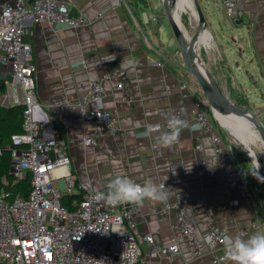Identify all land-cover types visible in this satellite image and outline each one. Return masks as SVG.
<instances>
[{"label":"crops","instance_id":"1","mask_svg":"<svg viewBox=\"0 0 264 264\" xmlns=\"http://www.w3.org/2000/svg\"><path fill=\"white\" fill-rule=\"evenodd\" d=\"M241 1L243 15L234 22L219 7L220 0H199L208 24L202 30L199 51L217 80V65L227 67L250 105H254L248 98L251 87L258 91L264 105V0ZM177 3L179 14L188 9L193 12L191 0ZM72 4L73 11L86 17L89 24L52 28L37 23L29 27L26 40L32 45L37 66L36 118L55 130L60 131L59 124L64 128L77 182L90 181L97 191H107L109 180L118 175L140 184L149 178L157 185L165 184V190L170 192L168 200H145L134 217L135 233L139 239L151 234L159 245L177 243L179 252L171 260L153 256L142 242L141 264H215L216 255H224V248L198 251L182 234L176 212H160L166 203L187 207L197 238H202L210 225L225 230L229 237L240 235L242 230L251 235L258 231L253 226L258 219L259 231H264L252 191L245 196L226 181L209 136L185 128L179 141L168 149L160 146L159 132L151 137L144 135L153 124L160 123L161 130L166 129L168 117L176 116L178 111L191 118L198 98L190 77L164 55L176 41L171 37L167 16L155 13L160 10L159 4L154 0H73ZM144 13L150 17L148 23ZM194 20L191 18L193 25ZM112 71L126 77L132 102L119 101L114 83L104 82L105 106L116 113L119 131L114 137L104 135L96 146H86L88 128L79 101L88 95L93 80ZM247 73L255 77L257 87ZM0 105L13 104L4 102L1 95ZM88 107L93 109L94 105L90 103ZM255 109L260 119L262 114ZM198 140L203 144L202 151L196 150ZM156 149H161L160 156ZM202 160L207 165L203 173L199 165ZM232 200L237 204L230 205Z\"/></svg>","mask_w":264,"mask_h":264},{"label":"built area","instance_id":"2","mask_svg":"<svg viewBox=\"0 0 264 264\" xmlns=\"http://www.w3.org/2000/svg\"><path fill=\"white\" fill-rule=\"evenodd\" d=\"M72 1L0 0V82L6 86L3 101L13 104L4 106L24 107L23 132L13 135L9 145L12 152L10 174L16 181L28 175L32 177L31 191L26 198L16 196L10 200L11 194L6 192L0 196V264H141L142 242L148 245L151 255L171 260L179 252L177 243L159 245L151 234L137 237L134 217L141 211V204L111 206L96 200L97 190L92 183L75 179L73 159L67 150L69 143L60 131L36 118L37 66L32 45L26 40L29 27L37 23H46L52 28L57 25L79 28L89 24L86 17L73 11ZM219 7L234 22L243 15L241 0H220ZM144 19L146 23L150 20L147 13ZM106 81L114 83L115 90L120 93L119 101L130 103L133 99L126 77L119 71L93 80L88 95L79 101L88 128L84 139L86 146H96L104 135L114 137L119 131L116 113L105 106ZM90 103L93 109L88 107ZM176 116L188 123L187 128L211 138L218 168L226 181L241 194L250 196L245 176L231 157V147L202 103L198 99L194 101L191 118L182 111ZM156 125L163 128L160 123L150 126ZM196 150H203L199 140ZM161 153V149H156L157 156ZM199 165L203 173L207 169L206 161H200ZM210 175L214 177L215 173L210 171ZM76 194L81 195V200L74 202V208L62 204L64 197ZM235 204L236 200L230 201V205ZM171 211L176 212L182 234L198 251L224 248L223 241L229 237L225 230L210 225L207 233L197 238L187 207L166 203L160 210L164 214ZM201 221L207 223L205 219ZM253 226L261 229L259 219ZM248 235L247 230L240 232L244 238ZM223 256L218 253L214 263L224 264Z\"/></svg>","mask_w":264,"mask_h":264},{"label":"rangeland","instance_id":"3","mask_svg":"<svg viewBox=\"0 0 264 264\" xmlns=\"http://www.w3.org/2000/svg\"><path fill=\"white\" fill-rule=\"evenodd\" d=\"M154 2L156 3V5L159 4V6H160V10L156 9V12H155L156 15L159 12L160 14H163L165 16L166 11L164 9L163 0H154ZM191 2H192V6H193V0H191ZM193 11H194V6H193ZM180 15H181V13H180ZM194 17H195L194 13L189 9L187 10V12H184L180 17V22L182 24L183 32H185L189 38H192V36L197 31L196 21L194 20L196 18H194ZM191 18H193V20H194V25H193V23H191ZM171 37L174 39V42H175L176 39H175V36H174V33L172 30H171ZM197 47H198L197 52H198V55L200 57L201 63L204 65L205 69L212 76L214 81L220 87L222 86L221 89L224 88V90L227 91V94L223 91L226 94V96H228L233 102H235L237 104L241 105L240 102L246 103L244 105H241V106H244L245 108L251 109L253 111L257 110L255 108H258V112L262 114V117L259 119V121L264 125V105H262L263 101H262L260 94H258V91L251 87L252 91H251V93L248 94V98H249V101H251L254 105H250V103L245 99V96L241 92L240 88L238 87L233 76L231 75V72H229L227 67H224V66L219 65V64L217 65L218 66L217 72L220 75V76H216L219 80L218 81L213 76V72H215V71L211 70L209 67H207L205 65L201 51H199L200 50L199 49V43H198ZM164 55L173 64H175V65L178 64V66H180L182 68V71L190 77V79L192 81V86L195 89L196 94L198 96L197 99L202 103V105L204 106V108L208 112L209 116L214 119V121L216 122V124H217V126L221 132V134L223 135V137L225 138V140L227 141V143L229 144L231 149L239 148V150H241V148L238 146V144L235 141L236 140L235 138H238L242 141L238 132L236 131V127L239 125L241 128L240 133L242 135H244L246 138H249L251 140L249 142L250 147L252 149H254L258 155L261 156V158L264 162V144L262 141H260L259 133L256 131L255 126L252 123H250L249 121H242L244 118L240 117V116H238L237 118L220 116V117H224L226 119L227 124L221 122V120L215 119V115L213 114V110H212L210 104L208 103L200 85L198 84L195 77L186 70L184 57H183L182 51H181L180 46H179L177 41L175 42L174 47H170L167 50H165ZM198 63H199V61H198ZM219 82H221V85ZM236 146H237V148H236ZM240 152L244 154L243 158L245 159V162H246V165H243L244 170H245V173H244L245 179L249 185L250 190L252 191V193L254 195L256 202L259 205L260 215H261V217H263L262 221L264 223V182H263L261 175H260L261 170H260L259 166H257L255 164V162L251 159V157L247 153H245L243 150H241Z\"/></svg>","mask_w":264,"mask_h":264},{"label":"clouds","instance_id":"4","mask_svg":"<svg viewBox=\"0 0 264 264\" xmlns=\"http://www.w3.org/2000/svg\"><path fill=\"white\" fill-rule=\"evenodd\" d=\"M187 127L185 120L171 115L166 129L161 130L159 125L149 126L144 135L159 132L160 146L171 149L179 141L181 131ZM106 188L107 191H97L94 198L111 206L125 203L140 205L145 200L166 202L170 196L164 185H157L150 178L140 184L127 176L118 175L109 180ZM223 244L224 264H264V231L258 230L247 238L240 235L226 237Z\"/></svg>","mask_w":264,"mask_h":264},{"label":"water","instance_id":"5","mask_svg":"<svg viewBox=\"0 0 264 264\" xmlns=\"http://www.w3.org/2000/svg\"><path fill=\"white\" fill-rule=\"evenodd\" d=\"M176 1L177 0H163L166 16L174 33L175 39L182 51L186 70L195 77L198 84L200 85L208 103L213 110L215 119L219 120L217 117V115H219L232 118H237L240 116L249 120L255 126V129L260 136L259 139L264 144V125L259 121L257 114L253 110L233 102L228 96H226L221 87L214 81L212 76L201 63L197 52V45L201 39L202 30L207 29L208 24L203 14L199 0H193V13L198 22V29L192 38H189L188 35L183 32L180 20L177 21L173 15V6ZM239 22L242 23V21ZM197 61H199V67L197 65ZM247 76L249 81L257 87L258 83L255 81V77L251 76L249 73H247ZM235 139L238 146L251 157L257 166H259L261 170L260 175L264 182V162L261 156L250 147V143H245L238 138Z\"/></svg>","mask_w":264,"mask_h":264},{"label":"trees","instance_id":"6","mask_svg":"<svg viewBox=\"0 0 264 264\" xmlns=\"http://www.w3.org/2000/svg\"><path fill=\"white\" fill-rule=\"evenodd\" d=\"M145 2V0H143ZM6 91V86H0V96ZM24 107L23 106H4L0 105V196L3 192L10 193L11 199L16 196L26 198L31 191V175H28L22 181H16L10 174L12 166V152L9 145L12 143V136L23 132L24 120ZM61 136L65 137L64 128L59 124ZM237 148V146H236ZM233 157L241 169L245 173L244 166L246 165L244 154L241 153L239 148L231 149ZM81 195L66 196L62 199V204L69 209L74 208V202L79 203Z\"/></svg>","mask_w":264,"mask_h":264},{"label":"bare ground","instance_id":"7","mask_svg":"<svg viewBox=\"0 0 264 264\" xmlns=\"http://www.w3.org/2000/svg\"><path fill=\"white\" fill-rule=\"evenodd\" d=\"M177 7H179V5H178V3H177V1H176V3H175L174 6H173V15L175 16L176 20L179 21V19H180V14H179V10L177 9ZM181 28H182V26H181ZM182 30H183V29H182ZM197 65H198V67H199V63H198V61H197ZM217 117L219 118V120H221V122L227 124L226 119H225L224 117H220L219 115H217ZM234 118H236V117H234ZM230 121H231V120H230ZM242 121H249V120H247V119L244 118ZM242 121H241V122H242ZM249 122H250V121H249ZM250 123H251V122H250ZM240 130H241V128H240V126L238 125V126L236 127V131L238 132L240 138H241L242 141H244L245 143H249L251 140H250L249 138H246L244 135H242V134L240 133ZM248 139H249V140H248Z\"/></svg>","mask_w":264,"mask_h":264}]
</instances>
